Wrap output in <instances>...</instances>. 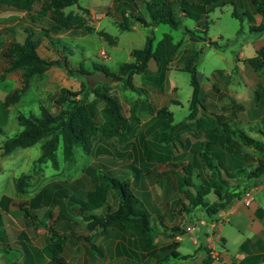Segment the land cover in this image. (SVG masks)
I'll list each match as a JSON object with an SVG mask.
<instances>
[{"label":"rangeland","instance_id":"1","mask_svg":"<svg viewBox=\"0 0 264 264\" xmlns=\"http://www.w3.org/2000/svg\"><path fill=\"white\" fill-rule=\"evenodd\" d=\"M47 1L31 0V6L27 10L0 3V146L6 137L20 130L21 125L17 122L19 113H36L40 103L56 111L59 105L53 101L54 95H50L51 92L60 91L61 88H81L83 82L97 87L102 84L100 82L106 83L105 91L117 99L125 117L122 130L124 136L119 140L117 135H110L106 142L93 139L89 152L76 145L69 160L63 159L58 145L55 167L50 160L34 162L40 153L41 139L29 146H16L8 153L0 154V245L4 247L5 255L11 258L16 255L12 262L19 261L21 264H49L47 256L53 242L50 243L43 236L46 233L44 230L51 225L52 217L58 215L59 218L63 214L70 220L74 219L73 225L82 227L84 234H90L93 243L102 249L101 253L93 249L92 258L86 253L88 242L80 240L73 249L62 253L68 264H82L86 261L88 264H157L155 257L159 254L158 247L168 244L180 254H185L191 253L202 242L205 248L209 247L213 249V253H218L217 256L220 253L233 256L241 249L238 244L243 238L254 236L257 226L262 225L258 215L253 213L252 201L249 206H239L237 213L225 214L214 226L209 227L212 219L199 208L193 211L194 216L188 214L183 206L186 199L178 186L180 178L185 175L181 164L190 158L195 139L204 137L203 128L217 127L215 132L218 133L221 131V122H227L230 128L242 129L254 137H260L256 125L261 124L264 128V119L257 121L252 118L257 110L264 107V67L254 70L245 61L246 57L255 54L254 42L256 44L263 40L264 32L247 30V19L239 4L245 0H227L222 5L213 4L206 12L196 7L194 0H170L168 8L179 18L176 27L165 22L145 25L140 21H133L130 11L146 17V0H77L64 7V11L72 10L82 15L85 25L93 27L91 31L82 27L52 31L49 10L40 12ZM180 5L186 6L187 10L179 9ZM83 8H87L89 12ZM233 9L241 14V18L230 13ZM121 22L129 26L122 28ZM197 24L198 27L205 28V39L188 38L185 28L194 29ZM240 25L242 31L237 32ZM96 29L102 30L106 37L99 35ZM195 32L200 35L203 33L197 30ZM163 33H168L174 42H180L177 55L169 63L149 60L146 71L133 74L132 82L141 87L139 91L124 87L121 81L110 80L107 76L99 81L86 80L85 75L78 74L75 70L72 71L73 74L67 67L53 65L41 74L32 76L18 100L7 105L2 102L4 94L21 82L20 69L3 70L7 57L2 51L10 41H21L25 34L34 39L41 38L38 44L40 55L61 59V55H65L68 67L80 66L92 72L97 71L98 65L110 71L115 70L120 62L132 59L130 49L142 46L146 35L152 37L153 46ZM207 39L213 40L214 44H208ZM188 49H199L193 61L199 79V102L195 103L196 111L191 118L186 117L191 110L189 73L180 67L189 54ZM241 91L246 92L243 94V106L236 111ZM91 97L92 94L88 92L86 99ZM133 98L139 99L140 107L145 106V99L153 108L166 105L171 113V120L167 122L153 112L140 109L136 111V119L131 120L129 106ZM100 101L95 103L93 114L100 126H105L104 105ZM229 102L235 103L234 106L225 107L227 103L230 105ZM254 107L256 111L252 109ZM236 116L238 121L233 120ZM181 122H185V126H179ZM166 136L167 139L163 140ZM209 136L207 133L205 137L213 140H209L211 143L206 152L211 159L216 151L226 164L233 165L237 160L241 164H247L248 168L257 161L255 151L248 150L240 154L234 151L240 144L232 143L224 147V144L217 142L218 138ZM146 150L162 154L161 159L146 163ZM216 161L213 159L214 164H217ZM219 169L220 176L228 181L220 165ZM192 172L191 182L203 193L205 199L213 197L214 188L224 187L220 178L209 175L206 166L200 165L197 169H192ZM25 174L30 175L25 176L26 184L21 190H16L15 181ZM105 174L128 176L132 193L150 211L149 222L153 230L149 231L146 249L127 242L126 239H130L128 235L118 237L120 235L113 228L99 231L100 228L91 219L87 220L75 213L80 205L76 199L73 200V196L76 198L80 195L83 188H91L93 182H102V175ZM59 188L62 195H53L52 191ZM188 188L193 191L191 186ZM251 195L264 202V187L258 185L251 188ZM115 197V192L109 188L107 199L111 204H115ZM8 200L10 203L7 205ZM19 203L22 206L19 207ZM48 211L51 216L47 214ZM101 211L99 208L93 209L95 214H102ZM199 219L206 223L200 224ZM32 222L39 223L40 226L35 228ZM191 222L197 227L187 231L185 225ZM173 226L178 228L172 229ZM205 229H209L206 231L209 234L207 241ZM250 248V244L246 242L244 249ZM205 251L199 249L198 255L196 253L192 258L180 260L183 262L180 264H200V256ZM25 258L29 261L24 263ZM174 260L176 263L179 259ZM212 260L216 259L211 258L209 264H213ZM0 264H6L2 251Z\"/></svg>","mask_w":264,"mask_h":264},{"label":"trees","instance_id":"2","mask_svg":"<svg viewBox=\"0 0 264 264\" xmlns=\"http://www.w3.org/2000/svg\"><path fill=\"white\" fill-rule=\"evenodd\" d=\"M77 0H48L43 6L40 12L49 10V17L52 19L50 23V29L52 31H58L60 28L70 29L73 27H82L84 30L91 31L93 27L85 25L83 17L80 14L72 12V10L64 11V7L70 4L76 3ZM162 1V0H161ZM166 1V2H165ZM168 1L163 0L161 3H157L153 0L145 1L146 17L140 14H133L129 12L130 16H133V21H140L142 24L155 25L159 22L168 23L171 27H176L179 24V18L175 16L168 5ZM183 1V0H181ZM194 5L200 8L201 11L206 12L210 10L213 4L222 5L227 0H194ZM180 2V0H179ZM0 3L14 6L16 8H22L27 10L31 6V0H0ZM135 3V2H134ZM208 6H205V5ZM242 7V14L246 16L248 31L264 32V0H245L244 3H239ZM135 6V5H134ZM133 6V7H134ZM179 9L187 10L186 6L180 5ZM83 10L88 11L87 8ZM199 10V12H200ZM122 10L120 13L122 14ZM198 12V13H199ZM196 13V15L198 14ZM232 15L241 18V14L236 13L235 9L230 12ZM124 14V12H123ZM181 14V13H180ZM184 14V13H183ZM255 16H258V20H255ZM198 16H195L197 18ZM121 25L122 28H127L129 25L125 22ZM195 30L203 32L202 35L196 33ZM188 33V38L194 40L196 38L205 39V28L198 27V24L194 29L185 28ZM242 31L241 25L237 29V32ZM99 35L106 37V34L100 29H96ZM111 40L112 38L109 37ZM41 38H31L29 34H25L21 41H10L6 48L2 51V54L7 57V64L4 66V71H11L20 69L21 82L19 86L12 88L4 94L2 102L7 105L10 102L18 100L21 93H23L29 84V79L34 75L41 74L48 67L53 65H59L67 67L68 71H76L78 74H85L88 72L86 68L77 66L71 68L67 66L66 56L61 55L63 58H51L44 57L38 52V44ZM152 37L146 35L145 42L140 47H133L130 49L132 56L131 60L122 61L117 65V68L110 71L106 67L101 65L96 66L97 70H104L107 77L110 80L121 81L124 87H128L132 90H141L140 86H136L132 82V75L142 73L147 70L148 61H160L163 63H169L177 55L179 49L178 41L174 42L168 33H163L156 43L152 46ZM208 44H214L213 40L207 39ZM199 49H188L189 54L186 55L184 62L180 66L189 73V83L191 85V98L190 108L191 110L186 115L187 118H191L195 113V103L198 101L199 91V79L193 61L197 56ZM245 61L254 69L257 70L264 65V45L255 49V54L246 57ZM74 74V73H73ZM99 87L93 85H87L83 82V86L77 89L61 88L60 91L51 92L53 101L58 103L56 111L49 109L44 103L38 104V112H30L26 115L19 113L17 115V122L21 125L20 130L13 133V135L6 137L0 146V154H6L16 146H29L41 139L40 153L34 159V162H44L50 160L51 164L55 167L56 164V148L60 145L62 157L65 160L71 159L72 149L78 145L81 148L89 152L93 139H97L102 142H106V138L110 135H117L119 140H122L124 136L122 130L125 126V117L120 111L119 103L117 99L107 93L106 83L103 82ZM90 92L92 97L86 99L87 93ZM58 94V95H57ZM77 96V97H76ZM103 101V110L105 112V126L95 119L93 114V107L97 101ZM145 106L139 105V99L133 98L129 106V117L131 120L136 119V111L146 110L150 113H154L158 117L165 118L167 122L171 120V113L167 109L166 105L161 104L155 108L152 107L148 100H144ZM101 102V101H100ZM142 102V101H141ZM229 107L234 106L229 102ZM264 115L260 119L263 120ZM221 131L215 132L216 128H208V135L218 138L219 144L227 142L228 145L232 143V138L241 143L244 147L253 148L259 156L254 165L246 168L247 164H241L236 162L232 164L224 163V159L218 152H214L212 159L206 150L210 146L209 143L213 139L207 137H199L195 139L194 146L190 151V158L185 163L181 164L184 174L179 180V189L182 191L186 203L183 204L184 208L188 211V214L194 216L193 211L197 208L202 210L204 215L211 218L214 213L219 210L228 207L231 203L239 198L243 192L257 183V178L264 173V142L254 136H251L244 132L242 129H232L226 124L221 122ZM185 126V122H181L179 126ZM173 126V125H171ZM118 127V129H117ZM215 128V129H214ZM213 129V131H211ZM264 136V128L260 130ZM209 136V137H210ZM168 136L164 137L167 139ZM212 138V137H211ZM210 140V141H209ZM231 140V141H230ZM213 153L212 150H209ZM146 163H151L152 160L161 159V155L158 152L146 150L144 152ZM212 155V154H210ZM95 158V157H94ZM213 159H216V163H213ZM95 162V161H94ZM129 164H132L130 162ZM96 165L98 163L96 162ZM206 166L209 171V175L216 178H220L224 187L214 188V195L210 199H205L203 193L191 182L192 169H197L198 166ZM220 168L224 171V180L220 176ZM177 166V164H176ZM93 167V166H92ZM30 176L29 174L22 175L21 178L15 181L16 190H21L26 184L25 178ZM103 180L100 183L93 182L91 188L81 189L80 195L76 198L73 196V200H77L79 208L75 209V213L85 219H91L92 223L97 225L100 230L104 231L109 228H113L115 232L120 235L118 237H124L128 235L130 239H126L127 242H132L134 245H138L141 249L148 247V234L153 230L152 225L149 222L150 211L146 206L132 193L130 188L129 178L126 175H102ZM239 176V178L237 177ZM75 180V179H74ZM232 181V183L230 182ZM191 186L193 191L188 188ZM109 188L115 192V204H111L107 199V193ZM61 188L56 191L53 190V195H62ZM72 190V188H71ZM76 190V189H74ZM63 192V191H62ZM70 196V195H68ZM56 199V197H54ZM19 207L22 206L20 203ZM22 208V207H21ZM101 209L102 214H95L93 209ZM24 213L27 211L24 209ZM51 216L50 211L47 213ZM195 218V217H194ZM33 227H39L40 224H34ZM74 219L70 220L67 216L61 214L58 218L52 217L51 225L45 229L46 238L53 242V247L50 246L48 253L49 264H68L62 253L66 250H71L75 247L76 243L80 240H86L88 246H86V253L90 254V257L94 258L93 249H96L99 253L102 249L99 245H96L92 241L90 234H84V229L73 225ZM96 226V227H97ZM177 229V226L171 227ZM97 231V232H99ZM24 236V233L21 232ZM3 236H5L3 234ZM26 239V236H24ZM176 242V241H175ZM9 245V243H5ZM158 247V256L155 257L157 264H171L172 259L187 260L195 256L199 249H204L202 263L209 264L211 256L209 255L208 248L200 243L197 245L191 253L180 254L175 247ZM172 246H174L172 244ZM170 247V248H168ZM0 251L3 252L6 257V264H21L19 261H13L16 258L14 255L12 258L5 255L4 247L0 245ZM61 253V254H59ZM24 263L28 262V259L23 260ZM28 264V263H27ZM82 264H88L87 261Z\"/></svg>","mask_w":264,"mask_h":264},{"label":"crops","instance_id":"3","mask_svg":"<svg viewBox=\"0 0 264 264\" xmlns=\"http://www.w3.org/2000/svg\"><path fill=\"white\" fill-rule=\"evenodd\" d=\"M255 20L256 21L258 20V16H255ZM260 34H262V33H260ZM262 38H263V40H260L258 43L255 44V42H254V45H255L256 48L260 47L261 45H264V35H263ZM258 45H260V46H258ZM240 54H241V51H239V55ZM243 64H245V63H243ZM262 67H264V65L261 66L260 68H262ZM244 93H246V92L241 91L240 94H239L240 98H237L238 107L236 108V111H239V110L242 109L241 106H243L242 99H243V96L245 95ZM248 94L249 93H247V95ZM226 105L227 106H225V107L228 108L229 107L228 106V103ZM222 106L223 105L221 104L220 107H222ZM263 106H264V104H263ZM252 109L254 111H256L255 107L252 108ZM234 110H235V108H234ZM259 111H261L260 114H259ZM263 115H264V107H262L261 109L257 110L255 117L253 116L252 118H254L257 121H260V119L262 118ZM233 120H237L238 121V117L236 116V118H234ZM256 129L258 130L257 134H259L260 137H256V136L255 137L258 138V139H261L264 142V136L260 132V130H263V128L261 127V124L260 125H256ZM196 132H197V130H195V134H196ZM207 133H208L207 129L206 128H203V134L202 133L201 134L203 136H205V135H207ZM247 134H249V133H247ZM249 135H251V134H249ZM232 143L233 144H235V143L240 144L238 148H234V151L239 152L240 154L243 153V151H248V150L249 151H252V152L255 151L251 147H246V146L244 147L241 143L236 142L235 139H233V138H232ZM231 144H229V145H231ZM227 145H228V143L227 142H224V147H227ZM248 148H250V149H248ZM256 155H260V154H257L256 151H255V156ZM258 158H259V156L256 157V160ZM230 182L232 183V181H230ZM258 185L260 187H264V173L260 177L257 178V183L255 185L251 186L250 188L256 187ZM9 201L10 200L7 201V205H8V203H10ZM251 201L253 203V208H252L253 213H256L258 215L257 217H259V223H262V225L259 224L257 226V229H256L257 231H255L256 233H254V236H252L251 238H249L247 236L245 238H243V240L238 244V246L241 247V249L239 248L233 254V256L230 255V254H227V253H220V255L218 256L219 259L217 258L214 261L212 260L213 264H255L258 260L264 258V221H263L264 202L254 199L253 195H252ZM249 204L246 205V206H249ZM237 212H238V209H237V211L235 213H237ZM246 242H248L250 244V247H251L250 250L244 249V245H245ZM202 244H203V242H202ZM198 254L199 253H197V255ZM200 257H201L200 258L201 259L200 260V264H201L202 263V259H203V255L200 256ZM169 263H171V264H173V263L174 264H180V263H183V262L180 261V260H178L175 263V260L173 259V260H170Z\"/></svg>","mask_w":264,"mask_h":264},{"label":"built area","instance_id":"4","mask_svg":"<svg viewBox=\"0 0 264 264\" xmlns=\"http://www.w3.org/2000/svg\"><path fill=\"white\" fill-rule=\"evenodd\" d=\"M252 199V195H251V188L249 189H246L243 194L239 197V198H236L235 201L233 203H231L228 207L226 208H223V209H219L217 210L214 215L211 217V221L209 223V227H212L215 225V223L217 222V220L221 219L222 216H224L225 214L227 213H230V212H236L238 207L239 206H246L250 203ZM198 222L200 224H204L206 223L205 220L203 219H199ZM197 226L191 222V224H187L185 225V229L187 231H191V230H194ZM209 230V229H205V240H206V237L209 235L208 233H206V231ZM207 241V240H206ZM208 248V252H209V255L211 256L212 259H217L218 256L217 254L218 253H213V249ZM201 264H205V263H201ZM255 264H264V258L260 259L257 263Z\"/></svg>","mask_w":264,"mask_h":264},{"label":"water","instance_id":"5","mask_svg":"<svg viewBox=\"0 0 264 264\" xmlns=\"http://www.w3.org/2000/svg\"><path fill=\"white\" fill-rule=\"evenodd\" d=\"M85 78L86 80L91 79L94 81H99V80H104L106 78V73L104 70H97V71H92L85 73Z\"/></svg>","mask_w":264,"mask_h":264}]
</instances>
